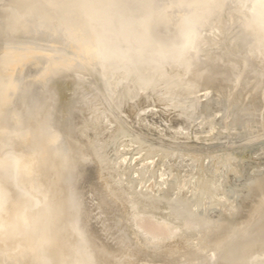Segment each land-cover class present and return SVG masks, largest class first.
<instances>
[{
  "label": "water",
  "instance_id": "95a60500",
  "mask_svg": "<svg viewBox=\"0 0 264 264\" xmlns=\"http://www.w3.org/2000/svg\"><path fill=\"white\" fill-rule=\"evenodd\" d=\"M0 264H264V0H0Z\"/></svg>",
  "mask_w": 264,
  "mask_h": 264
}]
</instances>
